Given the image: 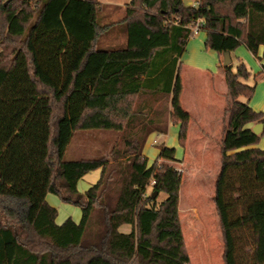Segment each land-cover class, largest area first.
Listing matches in <instances>:
<instances>
[{
    "label": "trees",
    "instance_id": "trees-1",
    "mask_svg": "<svg viewBox=\"0 0 264 264\" xmlns=\"http://www.w3.org/2000/svg\"><path fill=\"white\" fill-rule=\"evenodd\" d=\"M106 8L99 0H0V264L191 262L179 213L185 173L173 165L182 161L176 147L162 145L149 163L148 138L169 125L135 99L170 96L184 148L188 25L204 18L208 49L245 45L258 57L263 48L264 60V0H131L116 23L127 29V45L100 49L113 26L101 23ZM218 71L228 91L213 197L223 261L264 264V149L253 146L264 128L252 126L264 113L239 99L255 93L243 61ZM89 129L126 132L124 149L65 159L75 133ZM96 169L100 178L79 192ZM48 192L82 208L81 219L57 224Z\"/></svg>",
    "mask_w": 264,
    "mask_h": 264
},
{
    "label": "rangeland",
    "instance_id": "rangeland-1",
    "mask_svg": "<svg viewBox=\"0 0 264 264\" xmlns=\"http://www.w3.org/2000/svg\"><path fill=\"white\" fill-rule=\"evenodd\" d=\"M102 1V0H101ZM119 6H110L106 8L101 13V23H112L113 26L100 37L97 42V45L100 49L103 48H119L127 45V29L123 24H116L118 21L122 20L124 13L121 9V4L127 2L128 0H119ZM190 3H194L195 0H189ZM128 5V4H127ZM110 9V10H109ZM115 9V10H114ZM117 9V10H116ZM205 35V32L202 30L198 36L191 37L186 45V50L184 51L181 60L183 61V67L187 68L189 63H194L197 65L207 64L210 59L206 56V53H214L211 50L205 48L204 40L202 41L203 46L198 45L197 40L199 37ZM208 52V53H209ZM182 72V71H181ZM256 76L249 78L248 82L255 83L257 81L255 97H262L264 95V75L261 74L260 70L255 69L254 73ZM184 76L187 83V92L186 97L189 98L191 89L189 76L185 69ZM183 81V78H182ZM185 97V98H186ZM138 103H149L152 105L155 112L153 115L158 114L159 117L169 125L170 129L167 136H162L160 132H155L156 134L150 135L149 140L153 143L152 148L149 146L146 149V156L150 158L149 163L154 162L155 160V151L160 149L162 145L168 147H177V155L182 158L184 155V149L180 146L178 141V126L171 125L172 118L170 115V96H152L144 95L135 99ZM136 104V105H137ZM258 111L264 112V106H258ZM161 134V135H160ZM126 132H119L111 129H89V130H79L75 133L73 140L70 143L68 151L66 152L65 159L74 160L79 158H90V157H101L106 156L111 153L113 149H124L125 147V136ZM264 138V135L262 136ZM220 147L218 145L210 146L211 157L207 168L214 171L213 168L217 167L219 170L220 165ZM218 158V159H217ZM173 165L179 169H183V166L180 162H173ZM217 172V171H216ZM100 178V169L91 170V172L84 175V177L78 183V189L81 192H84L89 188L93 183H95ZM201 180H193V175H190L188 180L183 182V205L191 201V205H197V202L204 204L210 198L211 191L213 193V182L209 177H200ZM149 190V189H148ZM165 196V195H163ZM76 197V195L74 196ZM59 200V201H58ZM57 201L51 200L53 204H57L59 209V217L57 220H62L67 217H73L74 219L78 216L81 217L82 208L78 205L65 203L59 198ZM194 202V203H193ZM196 202V203H195ZM62 204V205H61ZM210 204L214 205L212 199ZM187 208V207H186ZM183 206L182 215L183 217L189 214V208L186 209ZM191 209V208H190ZM207 209V208H206ZM212 209H215L214 207ZM214 211V210H212ZM208 220L213 218L216 220L218 231L215 229L213 222H210L206 225L202 224L194 228L193 223H189L187 229H184V234H186V244L188 248V253H190L192 258H194V264H224L222 258V249H223V240L220 236L219 222L216 217V213L206 211ZM215 215V216H214ZM205 216V215H204ZM214 216V217H213ZM0 219L4 218L0 214ZM211 221V220H210ZM23 232L22 227L19 228ZM217 231V233H216ZM189 233V235H188ZM190 237V238H189ZM191 248V249H190ZM192 250V251H191ZM193 264V263H192Z\"/></svg>",
    "mask_w": 264,
    "mask_h": 264
},
{
    "label": "crops",
    "instance_id": "crops-1",
    "mask_svg": "<svg viewBox=\"0 0 264 264\" xmlns=\"http://www.w3.org/2000/svg\"><path fill=\"white\" fill-rule=\"evenodd\" d=\"M99 1L103 3L104 5H106V7L107 6L108 7L119 6V3H120L119 0H102V1L99 0ZM130 1L131 0H128L127 2H124L121 4L122 6L121 9H123L124 15H125V10L128 7L127 4ZM191 37H195V36H191ZM205 38H206V33L205 35L199 37L196 43H198V45L203 46L202 41L204 40V43H205ZM205 48L207 50H211L206 47V43H205ZM211 51L214 53H210L209 51H208L209 53L208 52L206 53V56L208 57V59H210L207 64L197 65L194 63H189L187 65V68H184L185 66L183 67V64H182L181 76L183 78V90H182L183 94H182L181 101H182L183 108H186L190 112L191 119L189 122L186 146L184 148L182 147L184 149V155L182 158H180L177 155V147H176V157L181 159L182 161L180 162L181 165L183 166V169L181 170L183 171V173H185L183 182L185 180H188L190 175H193V180L194 179L201 180L200 177L205 176V177L211 178L213 182V188H214L215 180L220 173L219 170H220V165H221V155L219 152V155H220L219 170H217V167H215L213 168L214 171L211 172V170L207 168V165L210 162L209 159L211 158L209 156L210 154L209 149L211 145L214 146L215 144L221 148V142H222L221 138H222L223 127H224L223 117H224V111L226 109V104H227L228 91H227V84H226L225 77L224 75L220 74V72L218 71L219 65L224 64V60H225L224 54L223 53L220 54L217 51L215 52L213 50ZM262 52H263V48L260 49L259 56L262 55ZM259 56L258 57L255 56L245 45H241L237 49L230 52V58L232 59V63L234 64V66H236L240 61H243L247 65L251 73V76L249 78H251L252 76L254 77L256 76V74H253L255 69L260 70V72L262 71V65L264 64V60L259 58ZM185 69L189 76V80H191L190 82L191 89L189 90L190 92L189 98L186 97V93L188 92H187L186 78L184 76ZM248 80H244V82L248 85L249 84L255 85V93H256V90L258 89V86L256 89L257 81L252 84L248 82ZM262 85H264V83ZM253 96L250 98V100H248L245 96H240L239 99L244 102L249 101V104L253 106L255 110L258 111V106H264V95L262 97L256 96V98H254L255 96L254 97ZM255 124L256 123H252V126ZM171 125L178 126V129L180 128L179 124L170 123V126ZM154 134L156 133L154 132L151 135H154ZM167 134H163L162 136H167ZM149 138L144 148L145 155H146V149L148 146L153 149L152 147L153 143L149 140ZM253 146L264 149V138H262L257 144H254ZM155 152L156 153L154 157L156 158L159 150L157 149ZM183 182L180 187L181 191H180V201H179V205H180L179 213H180V221L182 222V229H183V236L185 237V243H186V234H184V229H187V227L189 226V223H193L194 228H197V226H201L202 224L206 225L210 222H213L215 229L218 231V228L216 227L217 226L216 220H214L213 218H210L211 221L208 220L207 218L208 216L206 215L207 210L212 212V214L213 212L216 213V217L219 222V229H220V236H221L220 220L218 219L216 205L214 204V201H213V197L215 194V188H214L213 193L211 191L210 198L207 200V202H204V204H200L199 202H197V205H191L190 204L191 201L189 202L188 200L186 205H183V190H184L182 186ZM77 188H78V185H77ZM78 191L81 192L79 189ZM59 198L61 197L54 193L48 192L47 194V201L52 206L56 207V209H58L57 204H53L52 202H50V199L57 201ZM211 199L214 204L213 206L212 204H210ZM61 200L65 203H68L64 201L62 198ZM183 206L184 208L187 207L186 209L189 208V212H188L189 214L185 215L184 217L182 215ZM213 207L215 209H212ZM58 217H59V209H58V216L56 218L57 224H60L63 221H65L67 218H69L67 217L62 220L61 219L57 220ZM71 218L75 222L76 221L78 222L81 219V217L79 218L78 216L75 219L73 217ZM128 229L129 228L127 226L123 227L124 231ZM221 237L223 240V236ZM186 248H187V244H186ZM223 249H224V240H223ZM223 249H222V252H223ZM187 253H188V248H187ZM189 256L191 257L190 264L192 263L194 264V258H192L193 255L189 253ZM222 258H223V253H222Z\"/></svg>",
    "mask_w": 264,
    "mask_h": 264
},
{
    "label": "built area",
    "instance_id": "built-area-1",
    "mask_svg": "<svg viewBox=\"0 0 264 264\" xmlns=\"http://www.w3.org/2000/svg\"><path fill=\"white\" fill-rule=\"evenodd\" d=\"M204 23V18H199L195 23L188 25V28L191 30V36H197L202 31Z\"/></svg>",
    "mask_w": 264,
    "mask_h": 264
},
{
    "label": "water",
    "instance_id": "water-1",
    "mask_svg": "<svg viewBox=\"0 0 264 264\" xmlns=\"http://www.w3.org/2000/svg\"><path fill=\"white\" fill-rule=\"evenodd\" d=\"M224 65H229L232 63V59L230 58V52L224 53ZM264 128V123L258 122L253 126V130L255 133H261Z\"/></svg>",
    "mask_w": 264,
    "mask_h": 264
}]
</instances>
